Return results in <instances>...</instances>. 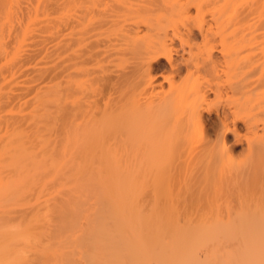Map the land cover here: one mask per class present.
Wrapping results in <instances>:
<instances>
[{
    "label": "bare ground",
    "instance_id": "6f19581e",
    "mask_svg": "<svg viewBox=\"0 0 264 264\" xmlns=\"http://www.w3.org/2000/svg\"><path fill=\"white\" fill-rule=\"evenodd\" d=\"M45 7L66 11L61 29H28L34 10L0 0V67L39 78L16 94L1 74L13 88L0 102V264H264V117L251 114L264 106V0ZM133 89L152 188L135 205L120 114Z\"/></svg>",
    "mask_w": 264,
    "mask_h": 264
},
{
    "label": "rangeland",
    "instance_id": "374dc122",
    "mask_svg": "<svg viewBox=\"0 0 264 264\" xmlns=\"http://www.w3.org/2000/svg\"><path fill=\"white\" fill-rule=\"evenodd\" d=\"M4 1V0H3ZM22 1V3L24 4V5H26V6H28L29 8H31L32 10H34V8H32L31 7V5L30 4H28L31 0H21ZM49 1H54V0H49ZM45 2H47V0H42L41 1V3H40V5L38 6V8L36 7V10H34V11H32L33 12V15H32V18L30 19V20H28V21H26V20H24V21H26L27 23H29L30 25H29V27H28V29H30V28H32V30L33 31H37V29H35V28H38L39 26H38V24H37V22H38V20L40 19V20H42V21H44L45 22V19H49V21H50V27H51V30L53 31L55 28H52V27H54L57 23L60 25H57L60 29H61V26L63 27V20H64V18L62 17V13H63V15L64 16H66V11H61V10H58V11H55V12H52V9H51V12L50 13H48L47 12V9H46V7H45ZM35 3H33V5H34ZM59 19H63L62 20V22L61 21H59V22H61V23H59V22H57V20H59ZM6 25H9V24H5V26ZM5 26H3V28H5ZM38 26V27H37ZM9 27V26H8ZM7 28V27H6ZM5 28V29H6ZM27 29V30H28ZM63 31V30H62ZM4 37H5V35H4ZM200 39H197V42L198 43H200ZM4 45V46H3ZM3 47H5V44H2L1 43V45H0V56H1V50L3 49ZM9 47V46H8ZM8 47H5V48H8ZM4 48V49H5ZM178 48V47H177ZM9 49V48H8ZM52 49H53V47H52ZM9 51V50H8ZM11 51V50H10ZM185 56H188L187 54H185ZM244 59V58H243ZM249 60V58L248 57H246L245 58V60H242L244 63H246V61H248ZM130 61H131V58L130 57H128V58H120L118 61H117V66H121V67H123L124 65H128V64H130ZM161 61L163 62L164 61V59L162 58L161 59ZM2 63V62H1ZM34 64V62H32V63H25V66L26 67H24L23 69H25V68H27L28 66H30V65H33ZM47 63H45V62H40V63H38V65H37V67H41V66H43V65H46ZM9 65H11V64H7V66H8V69H10V67L11 66H9ZM14 65H15V67H14ZM12 67L13 68H15V69H17L16 68V64H14ZM18 65V64H17ZM7 66L6 67H4L3 68V70H2V67H0V92H2V94L0 95V102H2V100H4V98L3 97H5V96H2L3 94H4V90H10V89H8L7 87H9L10 85V82L12 81V84H13V87H14V90H12V91H14L15 92V87L17 86V85H19L18 87H20V83H24L25 82V80H24V82H23V79L25 78H29L28 80H31L30 78H35L34 76H32V77H28L29 75L28 74H26V76H21L19 73H21L19 70H17V72H19V73H17L18 75L17 76H19L18 78H17V76H16V78H13V77H10L11 75H13L14 74V72H11V74H9L8 73V71H7V73H6V70H7ZM115 66H116V64H115ZM11 67V68H12ZM12 68V70L13 71H15L14 69ZM19 69V68H18ZM3 71H5V74L6 75H9V76H6L5 74V77H4V79L5 78H10V79H2L3 78ZM10 71V70H9ZM13 73V74H12ZM16 73V72H15ZM164 75H166L167 74V72H165V71H163L162 72ZM1 74L3 75V76H1ZM24 74V73H23ZM16 75V74H15ZM15 75H13V76H15ZM28 75V76H27ZM11 78H13V79H11ZM141 76L140 75H138V80H140L141 81ZM36 79V81H37V79H39V78H35ZM8 82V81H10L9 83H6V84H8V86H5V82ZM16 80H18L17 82H16ZM33 80V79H32ZM22 81V82H21ZM35 81V80H34ZM39 81V80H38ZM56 80H54V81H51V83H54ZM176 81H180V79H178V78H176ZM29 83H30V81H28ZM27 81H26V84L28 83ZM28 83V84H29ZM26 84H21V85H24V86H22V87H25V85ZM32 84H34V82L32 81V83H31V85ZM35 84H37V82L35 83ZM34 84V85H35ZM30 85V86H31ZM27 86V85H26ZM29 86V85H28ZM27 86V87H28ZM11 88H13L12 86H10ZM18 87H16V88H18ZM24 89V88H23ZM22 89V90H23ZM18 90H20V88H18ZM18 90L16 91L17 93H18ZM89 90H94L92 87H90V89ZM4 91V92H3ZM23 91H25L26 92V90H23ZM134 91H135V89H133V90H130V94L128 95V94H126V98L124 99L125 100V112H120V114H121V116H123L124 118H125V120H126V122L127 123H129L130 125H131V130H133V132H132V134L131 135H129L128 136V139H127V141L126 142H123L122 144L124 145V146H126L125 147V149H126V159H127V165L129 166L128 167V169H129V171H128V173H129V175H127V179H126V183H125V187L127 186V187H129V189H128V191L129 190H131V193H130V191H129V194H130V200H131V202H133V205H135V203H137V200L138 199H142L143 201L144 200H146L147 199V197L148 196H146V195H149V192L147 193V194H144V192L146 193V190L148 189V190H151L152 188L149 186V174H148V161L146 160L147 158V156L145 157L146 159L144 160V154H145V146H144V144H145V139L143 138V134H138V133H140V132H143L144 131V128H142V129H140L139 127H140V124H141V119H142V114H143V112H142V110H143V96L142 95H140V99H139V102H141V104H140V106L139 107H132L133 106V104L135 103V102H133V93H134ZM7 92L8 91H6V93L5 94H7ZM15 92V93H16ZM21 92V91H20ZM11 92H9V95L7 94V97L8 98H10V99H12V101H15L16 99H15V93L13 94V92L11 93V94H13L14 96H12L11 94H10ZM16 93V94H17ZM33 94V93H32ZM88 94V93H87ZM12 96V97H9V96ZM90 97H94L95 95H93V94H91L90 92H89V94H88ZM230 95V94H229ZM259 94H257V96H258ZM254 96V98H255V96L256 95H253ZM260 96V95H259ZM258 96V97H259ZM263 96V95H262ZM210 99H211V101L212 102H215V103H217V101L219 102V101H222L221 103H224L223 101L225 100V99H227L228 97L226 96V95H222V96H219V95H217V96H214L213 94H211L210 96ZM13 98H14V100H13ZM261 98H263V97H261ZM260 98V99H261ZM252 99V98H251ZM260 99H256V100H254V105H255V107H252L254 110L252 111V113H251V110H250V113L254 116H256L255 118L256 119H258V125L261 123V121H259V120H262V118L264 117L263 115L264 114H262V113H264V106H262V105H259L258 103H260V104H262L263 103V99H261V101H260ZM252 100V101H253ZM259 100V101H258ZM256 101H257V105H259V106H257L256 105ZM262 102V103H261ZM220 103V102H219ZM248 102H246V104H247ZM250 104V101H249V103H248V105ZM251 104H253V102L251 103ZM250 104V105H251ZM247 105V106H248ZM249 105V106H250ZM258 108H257V107ZM251 107V106H250ZM261 107H262V109H261ZM248 108V107H247ZM261 110H260V109ZM257 111H256V110ZM26 110V109H25ZM254 111H256V112H254ZM254 112V113H253ZM255 113H257V114H255ZM9 116V113L6 111V110H4V109H2V107H1V104H0V123H2L3 125L5 124V122L7 121V117ZM262 116V117H261ZM260 117H261V119H260ZM208 120V121H207ZM206 120V123H205V125H206V127L207 128H209V130H211V128H212V126H214L216 123H217V119H216V117H215V115H214V113L212 112L210 115H209V119H207ZM239 126L241 127V123H239ZM240 133L242 134L241 136V138H240V140L237 142V144H235L234 146H232V153H233V158L234 159H236V158H238L237 160H240L241 158H243V156H244V146H246L245 144H246V140H245V138H246V136L248 135H246L245 136V130H244V127H241L240 128ZM250 135V134H249ZM251 136H253V135H251ZM249 137V136H248ZM199 138V137H198ZM197 138V139H198ZM228 139L230 138H232V135H228V137H227ZM252 138V137H251ZM242 139V140H241ZM118 143V142H117ZM240 143V144H239ZM122 144H117L118 146H120L121 147V145ZM142 149L144 150V152L142 151ZM0 152H1V150H0ZM1 155V154H0ZM242 156V157H241ZM147 164V165H146ZM129 178V179H128ZM128 181V182H127ZM127 184V185H126ZM150 185H152V184H150ZM153 186V185H152ZM148 198H150V197H148ZM140 202V201H139Z\"/></svg>",
    "mask_w": 264,
    "mask_h": 264
}]
</instances>
